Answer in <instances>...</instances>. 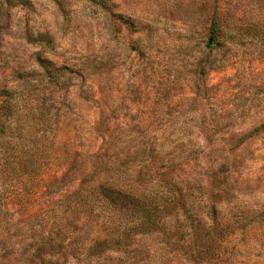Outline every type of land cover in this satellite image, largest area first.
Returning a JSON list of instances; mask_svg holds the SVG:
<instances>
[{
    "label": "rangeland",
    "instance_id": "rangeland-1",
    "mask_svg": "<svg viewBox=\"0 0 264 264\" xmlns=\"http://www.w3.org/2000/svg\"><path fill=\"white\" fill-rule=\"evenodd\" d=\"M107 3L0 0V90L10 92L0 97V264H43L48 235L61 242V230L77 247L68 254L82 252L69 264H264L257 245L192 261L181 242L187 213L170 208L154 216L162 231L152 236V220L130 212L75 221L81 214L67 194L107 180L114 159L144 142L183 138L177 152L203 173L219 157V136L255 128L260 139L235 160L244 192L264 202V0ZM214 20L220 48L207 47ZM201 144L208 162L202 153L192 167L190 151Z\"/></svg>",
    "mask_w": 264,
    "mask_h": 264
},
{
    "label": "trees",
    "instance_id": "trees-1",
    "mask_svg": "<svg viewBox=\"0 0 264 264\" xmlns=\"http://www.w3.org/2000/svg\"><path fill=\"white\" fill-rule=\"evenodd\" d=\"M89 1L103 9L108 7V0ZM220 33V26L214 20L207 43L208 48H215L218 45L221 47ZM37 62L43 71L52 75L45 60L38 57ZM9 93L8 90H0V97H10ZM260 128L264 130V124ZM254 130L248 134L219 136V157H214L209 165H204L203 173L191 171L190 166L184 162L183 155L177 152L185 141L183 138H176L168 143L166 140L160 141L153 146L144 142L142 148L133 155L126 154L124 158L114 159L117 165L106 169L107 180L96 185L81 183L79 188L67 194L64 201L71 200L75 212L81 214L75 218L77 222L82 220V217H90L93 214L105 216L123 211L148 218L152 220L147 230L148 236L162 231L160 222L154 220L155 215L163 213L167 208L172 209L175 216L186 212L189 231L182 237L181 242L186 244L185 251H189L186 254L197 263H208L217 257L222 260L225 251L221 248L224 246L228 248L227 245H231L235 250L251 249L256 245L264 247V202H259L252 193L244 192L246 187L243 186L247 182L239 177L238 163L235 160L236 156L238 157L237 152L243 146L260 139L253 135ZM261 141L264 147V138H261ZM206 142H210L209 138L203 139V143ZM188 145H191L190 141ZM201 145L190 151L192 167L196 166V161L202 153L204 164L208 162L205 151L199 150L204 147ZM227 147L230 149L227 150ZM94 156L102 160L108 157L107 153H98ZM182 166L189 168L186 175L181 174ZM197 175L200 177L197 178ZM195 193L201 195L204 204L202 214L199 213L200 210H195L193 202L199 199ZM94 204L97 205L96 208ZM177 224L179 225L178 220ZM64 235L62 230L54 235L61 242L53 239L52 234L48 235L43 264H69L76 262L77 256L82 255L80 250L68 254L70 247L75 250L77 247L71 246L72 239L69 238L72 242L68 243ZM162 235L166 237L165 233ZM74 243L76 244V241ZM101 243V246L107 244L106 241H102L99 245ZM130 244L131 241L128 245ZM217 251L219 256L215 255ZM57 255L61 257V261L56 259Z\"/></svg>",
    "mask_w": 264,
    "mask_h": 264
}]
</instances>
